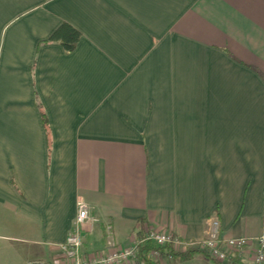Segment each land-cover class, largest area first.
Segmentation results:
<instances>
[{
    "label": "crops",
    "instance_id": "obj_1",
    "mask_svg": "<svg viewBox=\"0 0 264 264\" xmlns=\"http://www.w3.org/2000/svg\"><path fill=\"white\" fill-rule=\"evenodd\" d=\"M65 22L74 51L40 45ZM78 200L84 256L151 230L197 243L212 217L264 235V0H0V219L18 225L0 239L34 254L17 264L54 263Z\"/></svg>",
    "mask_w": 264,
    "mask_h": 264
},
{
    "label": "built area",
    "instance_id": "obj_2",
    "mask_svg": "<svg viewBox=\"0 0 264 264\" xmlns=\"http://www.w3.org/2000/svg\"><path fill=\"white\" fill-rule=\"evenodd\" d=\"M78 213L74 225L64 243L59 244L60 255L53 264H129L136 256L137 243L130 247H123L109 243L106 249L100 250L94 255L84 256L83 224L97 221L90 213V205L84 200L77 202ZM112 226H108L111 233ZM157 245L173 243L177 250H187L190 245L198 244L210 257L221 264H231V260L237 259L243 264H264V235L249 237H225L221 235L220 221L212 217L208 221L206 237L197 243L185 242L168 231L151 230L144 238ZM157 258L158 253L154 251Z\"/></svg>",
    "mask_w": 264,
    "mask_h": 264
},
{
    "label": "trees",
    "instance_id": "obj_3",
    "mask_svg": "<svg viewBox=\"0 0 264 264\" xmlns=\"http://www.w3.org/2000/svg\"><path fill=\"white\" fill-rule=\"evenodd\" d=\"M82 38V33L72 26L69 23L61 24L49 38L43 40L41 44L47 43H60L66 51L72 52L78 46L80 40ZM42 119L46 131L50 132V125L47 114L42 110ZM49 147L51 151V141L49 139ZM139 239L136 248V258L140 260L143 264H162V259L169 258L172 263H180L189 260L196 252H204L208 254L205 250L201 249V246L195 244L192 247L187 248V250H177L173 243L165 244V245H157L152 241H148L144 239ZM195 247V248H194ZM154 251L158 253V257L154 256ZM209 255V254H208ZM210 256V255H209ZM212 258V257H211ZM213 260H215L213 258ZM218 262L217 260H215ZM221 264L220 262H218ZM231 264H243L239 262L237 259L231 260Z\"/></svg>",
    "mask_w": 264,
    "mask_h": 264
},
{
    "label": "rangeland",
    "instance_id": "obj_4",
    "mask_svg": "<svg viewBox=\"0 0 264 264\" xmlns=\"http://www.w3.org/2000/svg\"><path fill=\"white\" fill-rule=\"evenodd\" d=\"M18 225L14 223L11 218H1L0 219V230L2 233L6 231H11L15 233ZM14 227V228H13ZM0 264H17L22 262L25 258H33L34 254L31 252L33 249L24 243H19L17 241L0 239ZM194 245H190L192 247Z\"/></svg>",
    "mask_w": 264,
    "mask_h": 264
}]
</instances>
